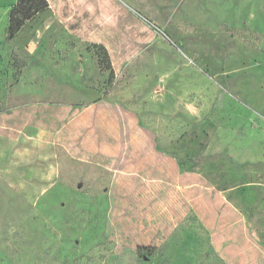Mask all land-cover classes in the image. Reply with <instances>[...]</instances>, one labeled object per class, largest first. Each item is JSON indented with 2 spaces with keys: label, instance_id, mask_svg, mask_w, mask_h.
Listing matches in <instances>:
<instances>
[{
  "label": "rangeland",
  "instance_id": "1",
  "mask_svg": "<svg viewBox=\"0 0 264 264\" xmlns=\"http://www.w3.org/2000/svg\"><path fill=\"white\" fill-rule=\"evenodd\" d=\"M47 1L0 0V264H264V0Z\"/></svg>",
  "mask_w": 264,
  "mask_h": 264
},
{
  "label": "trees",
  "instance_id": "2",
  "mask_svg": "<svg viewBox=\"0 0 264 264\" xmlns=\"http://www.w3.org/2000/svg\"><path fill=\"white\" fill-rule=\"evenodd\" d=\"M48 8L49 3L47 0H17L16 5L13 7L10 13L7 39L11 41L14 40L27 23L33 21ZM97 49L102 56L101 64L106 70L109 71V77L112 79L114 76V71L110 62V56L105 47L97 46Z\"/></svg>",
  "mask_w": 264,
  "mask_h": 264
}]
</instances>
